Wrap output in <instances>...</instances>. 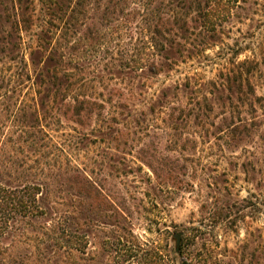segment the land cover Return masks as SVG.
Masks as SVG:
<instances>
[{"label":"rangeland","instance_id":"obj_1","mask_svg":"<svg viewBox=\"0 0 264 264\" xmlns=\"http://www.w3.org/2000/svg\"><path fill=\"white\" fill-rule=\"evenodd\" d=\"M37 9L39 27L51 28L46 24L47 12L40 5ZM138 9L143 14L144 6ZM13 11L12 0H0V29L8 16L12 23ZM150 15L142 21L143 28ZM53 32L61 36L60 30ZM218 32L217 41H208L209 45L191 41L180 62L160 75L138 78L140 72L117 79L105 66L147 52L141 45L145 35L136 28L131 33L125 30L81 75L86 83L82 92L106 103L103 118L84 128L54 111L52 119L46 117L27 135L20 129L25 120L21 122L12 109L34 107L39 97L30 85L18 88L3 81L17 68L0 58V83L7 88L0 89V171L8 172L10 179H5L14 185H43L42 205L49 211L45 218L18 221L0 237V264H146L150 258L158 262L160 252H169V264H179L172 255L176 240L191 236L195 229L200 264H264V123L251 144L230 149L217 132L222 112L215 103L211 113L203 105L208 83L218 80L231 64L252 60L255 54L263 62L264 0L241 3ZM254 79L257 96L264 98L263 63ZM208 99L212 103L209 94ZM255 109L256 117L264 121V107ZM106 127H113L112 131ZM152 143L159 162L175 158L184 168L169 190L138 158L143 145ZM74 167L100 182L111 199L130 213L113 226L116 215L97 211L92 228H85L88 244L77 261L69 260L58 224L64 228L77 208L60 178ZM225 206L235 211L230 221L211 218L212 211ZM85 207L78 206L76 212L88 216V222Z\"/></svg>","mask_w":264,"mask_h":264},{"label":"trees","instance_id":"obj_2","mask_svg":"<svg viewBox=\"0 0 264 264\" xmlns=\"http://www.w3.org/2000/svg\"><path fill=\"white\" fill-rule=\"evenodd\" d=\"M246 2L247 0H12L13 21L10 23L8 16L5 28L0 29V58L10 68L15 65L17 72L9 78L4 76L3 81L14 82L18 88L30 85L36 89L39 97L38 104L34 107L12 109L14 114H19L21 122L25 120L20 125L21 133L27 135L34 132L42 126L46 117L52 119L55 116L54 111L66 122L84 128L101 120L106 103L97 99L93 93L82 92L86 83L85 77L81 75L91 70L104 49L110 42L119 40L125 30L130 33L134 28L140 30L145 35L141 45L147 52L139 57L136 54L127 55L118 63H109L104 70L117 79L129 78L140 72L142 73L138 78L143 75L154 77L177 65L191 41L192 44L199 40L202 46L209 45L208 41L216 42L219 29L233 17L240 4ZM140 4L145 8L143 14L138 9ZM39 5L47 12L44 14L49 18L46 23L51 26L49 29L38 25ZM149 12V23L147 28H143L141 23ZM135 21L136 27L133 26ZM53 28L60 30L61 36L57 38ZM26 52L29 53L28 60ZM255 55L252 60L231 64L230 69L222 73L218 80L208 83L212 103L208 94L203 97V105L209 113L214 112V103L222 112L217 132L222 134L227 147L234 150L251 144L264 123L255 115V107L260 104L264 107V98L257 96L254 83V78L261 72L262 63L264 65V59L263 62L258 61ZM0 89L7 88L1 84ZM17 91V88L12 90L14 94ZM195 105L200 107L202 104L197 101ZM9 108L11 109L10 106ZM240 108L248 109L238 113ZM5 111L8 112L9 109L5 108ZM237 114L238 117H235ZM112 128L106 127L107 131H112ZM113 132L118 133L117 130ZM157 151L153 143L143 145L138 158L160 179V185L169 190L183 176L184 168L179 167V160L175 158L167 157L159 162ZM5 178L10 179L9 173L0 171V237L6 235L20 220L41 219L49 215V211L42 205L43 185L32 182L18 186ZM60 178L68 191L72 192L77 208L85 205L86 212L90 215L86 222L88 216L81 217V211L76 212L78 209L74 206V215L65 221V227L63 228V223H58L62 225V245L69 260H78L77 256L88 244L85 228H92L91 218L97 211L105 210L116 215L117 223L113 226L119 224L118 220L127 219L130 213L114 202L106 193L105 187L85 171L77 167L70 168ZM234 212L232 207L225 206L220 212L216 208L210 215L222 222L230 221ZM191 232V236L182 238L181 241L176 240L172 250L174 260L179 261V264H200L198 260L202 262L196 248L198 230ZM167 253L156 254L158 262L150 258L146 260V264H169Z\"/></svg>","mask_w":264,"mask_h":264}]
</instances>
